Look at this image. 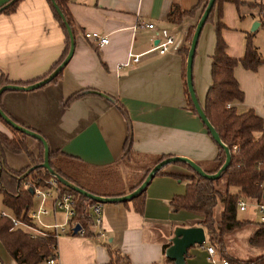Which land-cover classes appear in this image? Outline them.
<instances>
[{
    "label": "crops",
    "instance_id": "obj_1",
    "mask_svg": "<svg viewBox=\"0 0 264 264\" xmlns=\"http://www.w3.org/2000/svg\"><path fill=\"white\" fill-rule=\"evenodd\" d=\"M9 1L0 0V74L10 81L26 82L43 75L57 60L63 49V34L45 0H19L12 12H1ZM198 1L68 0V11L77 32L72 54L60 77L33 90L4 91L0 95L4 113L39 132L48 149L60 150L91 166L114 165L123 180L136 164L160 155L185 157L206 169L217 153V146L197 114L187 106L178 52L188 46L185 30L195 25L200 7L179 24L166 18L173 5L188 10ZM241 1L245 4L238 9L227 1L221 7V21L225 25L221 36L227 55L234 59L242 56L245 34L253 36L264 22V0ZM251 2L260 3L263 8L248 6ZM215 20L216 17L202 26L192 59V87L200 107L210 85ZM254 21H257L254 30L246 31ZM147 23L152 27H145ZM83 32H96L106 36L108 42L98 47L86 40ZM167 36L172 37L176 47L169 46L160 54L155 45ZM130 54L138 55V61L131 62ZM232 73L242 98L230 101L229 105L236 113L252 110L264 124V64L251 71L237 63ZM77 91L86 94L64 106L65 98ZM0 131L8 133L1 122ZM128 131L131 151L123 156ZM25 145L37 155L36 140L27 136ZM3 160L12 170L28 165L24 153L5 151ZM165 166L169 167L164 169ZM175 174L192 175L175 162L164 165L143 189L142 213L135 212L129 201L102 203L100 223L90 227V236L59 234L56 264H73L79 256L85 264H107L109 256L99 238H107L110 249L126 257L129 264H173L161 252L162 245L170 244L169 227L201 226L200 215L183 222L177 219L176 212L184 210L171 208L172 197L182 194L188 183ZM59 213L64 218L63 213L50 210L43 216L49 222L46 224L59 222L56 217ZM249 226L248 237L256 229L254 224ZM204 237L207 244L205 230ZM0 246L9 256L1 243ZM253 247L256 249L248 252L249 256L229 255L246 260L264 252V247ZM190 248L184 257L185 264H209L205 250Z\"/></svg>",
    "mask_w": 264,
    "mask_h": 264
},
{
    "label": "trees",
    "instance_id": "obj_2",
    "mask_svg": "<svg viewBox=\"0 0 264 264\" xmlns=\"http://www.w3.org/2000/svg\"><path fill=\"white\" fill-rule=\"evenodd\" d=\"M18 1L10 0L7 5L1 8V12H12ZM45 1L63 34V49L60 56L51 64L47 72L30 81H10L3 74H0V86L5 84L27 85L33 83L50 73L66 55L69 46L67 31L50 1ZM53 1L63 14L74 37L77 31L68 11V0ZM226 1L230 2L235 9L245 4L241 0H214L205 19L204 24L212 22L213 18L216 17L214 48L210 57V85L206 90L201 109L208 122L216 131L220 141L228 148L230 154L229 163L218 178L211 180L197 175L185 163L175 162V164L190 171L192 175L182 176L175 174L178 178L187 179L188 183L185 185L182 194L172 197L170 205L174 211L186 210L201 216L199 224L205 230L207 244L216 249L217 253L221 258L226 259L228 264H264V252L255 258L246 260L230 256L226 253L223 239L226 233L247 224H254L256 229L248 237L247 241L251 246L264 247V223H251L247 219H238L236 217V202L239 199L250 202H264V124L262 118L252 110L236 113L234 108L229 105L230 101L241 100L242 98V92L239 90L237 82L233 77L232 71L234 66L239 63L243 69L254 71L259 64H264V57L260 56L259 52L252 45V33L245 34L243 53L239 59H234L227 55L225 51L226 44L221 36V30L225 28V25L221 21V7L223 2ZM206 2L207 0H199L196 5L188 10H182L178 5H173L168 11L166 18L173 24H179L185 16L194 15L198 7H200L201 13ZM248 6H257L259 10L263 8V5L256 2L248 3ZM193 28L194 26H191L185 30L184 39L186 42H189ZM187 47L180 48L178 52L181 55L183 64L182 77L187 106L196 114L187 94L184 81V62ZM60 74L61 71L49 83L56 81L60 77ZM84 94H86L84 91L70 94L65 98L63 105L68 106L73 100ZM0 109L4 112L1 105ZM8 117L16 122L12 117ZM0 122L9 131V135L0 131V194L1 204L10 213L5 214L0 211V243L16 264H47L46 261L50 257L57 256L52 252V249L56 250L57 237L52 235H35L31 237L27 229L15 227L11 222V219L14 218L34 225L28 217V210L32 206L34 198L27 188L45 186V182L50 178L49 173L40 166L42 162V145L37 141L38 153L37 155H33L27 150L25 145V138L27 136L7 125L1 118ZM206 132L210 136L207 130ZM216 146L217 153L210 162V166L206 169L201 167L207 174L215 173L224 161L223 149L217 144ZM234 146L235 150L232 149ZM5 151L15 154L24 153L28 159V165L19 170L8 168L3 160ZM130 151L131 134L128 131L123 143V156L128 155ZM167 157L160 155L147 160L146 163L136 164L126 179L123 180L120 171L114 165L91 166L60 150L48 149V164L54 173L92 195L103 197H118L131 192L139 186L154 164ZM29 167L33 168L20 178ZM160 170L161 168L155 174L159 173ZM221 177H224L223 190L219 188V178ZM57 186L61 192H67L72 196L74 216L71 219L78 222L82 228V236H90L92 234L90 227L93 226V221L89 215L88 207L95 202L63 186L59 182H57ZM230 187L234 188L235 191L231 192L229 190ZM143 192L144 190L129 200L133 210L138 213H142L144 208ZM217 201L220 202L222 209L219 219L215 220L212 210ZM123 203L126 204L127 201ZM69 234H72V232ZM168 245L169 243L162 245V254H164V249ZM106 251L109 256L108 264L119 263L115 262V257L122 258L123 264H129L123 255H119L108 247H106ZM186 256H188V253H186ZM165 259L170 263L172 262L166 257Z\"/></svg>",
    "mask_w": 264,
    "mask_h": 264
},
{
    "label": "water",
    "instance_id": "obj_3",
    "mask_svg": "<svg viewBox=\"0 0 264 264\" xmlns=\"http://www.w3.org/2000/svg\"><path fill=\"white\" fill-rule=\"evenodd\" d=\"M52 7L54 8L56 14L58 17L61 19V21L64 24V27L67 31L68 34V41H69V46L66 55L64 58L61 60V62L50 72L48 73L45 77L27 84V85H16V84H5L0 86V94L3 93L4 91L8 90H21V91H28V90H33L39 87L44 86L45 84L49 83L52 78H54L60 71L61 69L65 66L67 61L69 60L72 51H73V46H74V40H73V35L71 33V30L69 29V25L65 21V18L55 2L53 0H49ZM214 0H207L202 12L199 14V17L194 25L193 31L191 33L189 42H188V47H187V52H186V57H185V62H184V80H185V85H186V90L187 94L189 96V99L192 103V106L200 119L201 123L205 127V129L209 132L210 137L213 139V141L219 145L223 151H224V161L221 164V166L218 168V170L215 173L212 174H207L205 173L201 167H199L196 163L193 161L185 158V157H179V156H172V157H167L156 164H154L150 170L147 172L145 175L144 179L142 182L139 184L138 187H136L134 190L131 192H128L122 196L118 197H103V196H97V195H92L77 186L67 182L63 178H61L59 175L54 173L52 169L50 168L48 164V146L45 141V139L37 132L30 130L26 127H23L16 122H14L12 119H10L1 109H0V118L2 119L3 122H5L7 125L12 127L13 129L23 133L24 135L38 141L42 145V162L40 163V166L44 168L50 176L54 177L57 182L62 184L63 186L74 190L78 194L86 197L87 199L94 201L95 203L102 204V203H119V202H125L129 201L136 195H138L147 185L148 181L155 175V173L162 168L164 165L170 163V162H182L188 165L197 175L206 178V179H216L218 178L221 173L225 170L229 163L230 159V154L228 148L220 141L216 131L214 128L211 126V124L208 122L206 119L196 97L193 91L192 87V79H191V66H192V59H193V54H194V49L195 45L199 36V33L201 31V28L205 22V19L209 13V10L213 4ZM257 25V22L253 24L251 27L250 31L254 30V27ZM33 167H29L23 175L20 176L23 177L29 170H31ZM27 190L29 191L30 194H32V188L28 187ZM264 196V193H263ZM79 229V225L75 224L72 227V235L77 234V231ZM205 241L204 237V229L201 226H188V227H181L178 226L174 229L172 237L169 239L170 244L164 249V256L167 259H170L173 264H185L184 257L187 253V249L189 247H192L194 245H201Z\"/></svg>",
    "mask_w": 264,
    "mask_h": 264
},
{
    "label": "built area",
    "instance_id": "obj_4",
    "mask_svg": "<svg viewBox=\"0 0 264 264\" xmlns=\"http://www.w3.org/2000/svg\"><path fill=\"white\" fill-rule=\"evenodd\" d=\"M145 27L151 28L152 25L147 23L144 25ZM83 37L86 40L94 43L96 46L101 47L105 45L108 40L106 36L99 35L96 32H83ZM169 46H175V42L173 41L171 36L165 37L162 41L158 42L155 45L158 53L162 54L169 49ZM176 47V46H175ZM129 59L131 62L138 61V55L130 54ZM228 105V104H227ZM235 150V146L232 147ZM32 195L35 203L29 208L28 210V217L30 221L34 225H30L24 222H21L17 219L12 218L11 222L16 227H23L29 231L31 237L35 235H52L57 237L59 234H63L65 232L70 233L72 227L75 224H78L76 221H72V217L74 216V212L72 209L73 199L72 196L67 192H61L60 188L57 186V181L54 177L50 176V178L45 182V186H36L32 188ZM49 203V204H47ZM254 205L256 211L259 215V222L264 223V202H250L243 199H239L236 202V207L238 211L246 210L248 205ZM89 215L92 218L93 226H98L100 223V204L93 203L89 207ZM61 212L64 215L62 222H54L51 224H44L41 222L40 218L47 215L49 212ZM68 225V229L66 230L65 226ZM79 225V224H78ZM82 228L79 225V229L77 234L81 235ZM204 242L199 245L202 247ZM208 259L213 263L214 262V255L217 251L210 245H206L204 247ZM52 252L56 255V250L52 249ZM221 264H228L226 259L220 258ZM47 264H56V257H50L47 261ZM149 264H156V263H149Z\"/></svg>",
    "mask_w": 264,
    "mask_h": 264
},
{
    "label": "rangeland",
    "instance_id": "obj_5",
    "mask_svg": "<svg viewBox=\"0 0 264 264\" xmlns=\"http://www.w3.org/2000/svg\"><path fill=\"white\" fill-rule=\"evenodd\" d=\"M255 22H257V21H254V22L251 23V27L253 26V24ZM250 28L249 29H245V30L248 31V30H250ZM251 41H252L251 42L252 44L257 46L258 52L260 53V55L264 57V22H261V26H259L254 31V34H253V36L251 38ZM7 134L9 135V131H8ZM167 167H169V166H165L164 169H167ZM219 188H220V190H223V188H224V177L219 178ZM229 190L231 192L235 191V189L232 188V187H230ZM36 205H37V203L35 202V206ZM221 209H222L221 204H220L219 201H217L216 205L214 206V208L212 210V214H213V217H214L215 220L219 219ZM0 211L4 212L5 214H10L9 211L1 204V194H0ZM176 213H177V219H180L183 222H186V220L190 219V216L191 217L192 216L195 217V216L199 215L197 213H193V212L186 211V210L178 211ZM56 217H57V220L59 222L63 221L62 220V218H63L62 214L59 213V214L56 215ZM236 217L238 219H247L251 223L259 222V215H258V213L256 211V208L252 204L248 205L246 207V210H244V211H238L237 210L236 211ZM40 220L44 224L49 223L43 217H41ZM51 222H53V221H51ZM249 225H251V224H247L244 227H242L240 229H237V230H234L232 232L226 233L223 236L224 243H225V250L227 249V251H226L227 254H230V255L238 258V257H243V256H249L248 252H253L254 249H256L253 246H251L248 243V241H247V239H248V235L247 234H250L249 232L251 230V227ZM65 228L67 230L69 228L68 225H66ZM169 228H170L171 234H173V231H174V229L176 227H173V228L169 227ZM65 233H67V232H65ZM61 236L70 238V236H68V235H61ZM80 236H82V235H80ZM171 237H172V235H171ZM88 238L90 239L91 237H88ZM99 239L101 240L100 243L104 247L112 248V246L108 242L107 238H105V239L104 238H99ZM206 245H208V244L204 243L202 245V247H199V246L196 245V246L191 247L190 249H194V250L203 249V250H205L204 247ZM226 247H228V248H226ZM0 250H1L0 262L2 261V264H16L13 260H11V258L9 256H7V254L2 250L1 246H0ZM220 258H221V256L218 253H216L214 255V262L213 263L208 258H206V261L209 264H221ZM115 260H116L115 262H119L117 264H123V262H122L123 259L122 258L115 257ZM72 263L73 264H85L86 262L84 263L83 259H81L80 256H79L76 259H74V261Z\"/></svg>",
    "mask_w": 264,
    "mask_h": 264
}]
</instances>
